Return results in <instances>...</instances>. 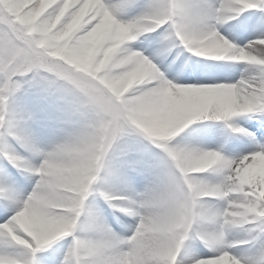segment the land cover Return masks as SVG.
<instances>
[{"label": "snow or ice", "instance_id": "1", "mask_svg": "<svg viewBox=\"0 0 264 264\" xmlns=\"http://www.w3.org/2000/svg\"><path fill=\"white\" fill-rule=\"evenodd\" d=\"M0 264H264V0H0Z\"/></svg>", "mask_w": 264, "mask_h": 264}]
</instances>
